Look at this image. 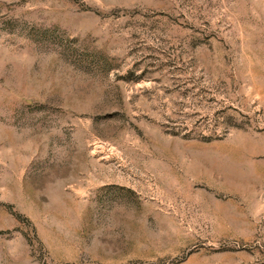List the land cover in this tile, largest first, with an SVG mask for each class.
Masks as SVG:
<instances>
[{
  "label": "rangeland",
  "instance_id": "1",
  "mask_svg": "<svg viewBox=\"0 0 264 264\" xmlns=\"http://www.w3.org/2000/svg\"><path fill=\"white\" fill-rule=\"evenodd\" d=\"M0 264H264V0H0Z\"/></svg>",
  "mask_w": 264,
  "mask_h": 264
}]
</instances>
